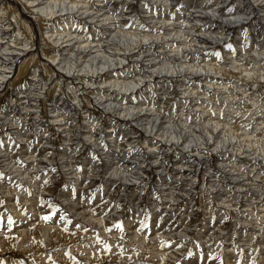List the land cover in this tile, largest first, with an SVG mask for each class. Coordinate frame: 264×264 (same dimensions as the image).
Listing matches in <instances>:
<instances>
[{
	"label": "bare ground",
	"instance_id": "1",
	"mask_svg": "<svg viewBox=\"0 0 264 264\" xmlns=\"http://www.w3.org/2000/svg\"><path fill=\"white\" fill-rule=\"evenodd\" d=\"M84 1H87L89 4H86ZM172 1L173 0H94L90 3V0H0V115L3 117L8 112L13 111H16L18 114V117L16 116L18 121H16V118L14 119L13 117L12 118L15 121L13 120L12 123L9 122L8 119H5L9 122V125H6L7 127H5V130H0V142L5 139L4 135L6 136V133H9V131H13V133L15 132L16 136L18 135L17 144L22 145V152H20L22 153L21 157L24 158V163L26 164V168L17 165L15 163L16 161L12 160L14 158L12 155V148H14V146H11L10 143H6V141H2L0 143V167L3 169V174L12 176L13 180H24L26 183L31 185V181L28 180L29 178L27 176L29 173L27 174V172L29 171L28 169H34L39 164L38 157L40 156L39 155L37 158H35L36 155L32 156V153H34L33 148L35 147L39 151V148L44 150V148L47 149L45 146H51L50 149H55L54 151H51L53 152V155H49V158L46 157V160H43V158L42 162L47 164H56L57 162L61 165L59 169H61L60 172L65 181L74 180L77 185H80L79 179L69 177L72 171L70 170L72 167L69 166L70 159H72L70 158L69 147L71 148L73 143H78L77 145L86 143L87 146V141L95 137L97 140H104L108 142V146L113 147L112 151L105 157L106 162L103 165V174L101 175L105 179V190L109 191L110 185L112 186L114 184L111 182L109 185L106 181L107 177H115V179H117V182L115 183H118L120 180L122 182L123 179L129 180V178H132V176L136 173L133 169V173L129 174H127L128 172L126 170H122L120 163L122 161H127L130 165H136L134 168L135 170H139V167H145L143 172H145L146 175L143 174L141 181L138 184L144 186L145 191L148 190L149 194L152 193V196H155L157 191L161 193L164 199L163 207L168 203V198L165 197V195H168L170 198L172 195H175V199L172 198L174 199L172 201H174L175 204L173 202L171 203L172 205L164 208L167 212H170L172 207L175 208V205L182 206L183 203L187 202H190L189 205H191L194 202V199H196L195 194L201 195V205L203 208L212 210L213 203H216V199L227 201L224 200V198L230 193L232 195V192L227 190L225 187L228 185L233 186L235 191L242 197L238 204L240 210L232 209V205L234 207L232 200H230L227 207L225 206L226 209L228 208L227 210L229 212L235 213L237 216L236 221L245 220V222L250 223L251 220L253 223L260 222L264 224V154L261 155V153H259L260 149L264 150V147L260 148L258 145L259 143H256V140H252L253 138L249 137L250 130L247 131L248 134L247 132L246 134L244 133V136L242 133H239V126L238 129L230 130V128L225 126V124L222 125L217 119H207V114L199 109V96L195 91V89L197 90V84L194 85V83L197 82L199 84L200 82L201 84H199L198 87L203 86L207 90L212 91L215 98L218 96L221 97L220 95L224 97V95L228 94V92H232H230V87L228 88L229 84L226 79L227 74L225 75V72L229 68L235 70V72H242L247 76V79L248 77L250 78V80L245 79V84L250 86L248 88L250 89L249 91L253 90V92H257L258 90L256 89L260 88L259 90L261 93L259 95L255 92L257 97V100H255L256 102L260 101L262 98L264 99V0H220L216 6L207 3L206 8L204 5L201 7L198 4H194L191 9H188L182 16L179 15L174 22L167 12V10H169L167 7L172 6ZM146 4L148 7L155 9V11L157 9L158 12L150 13ZM158 6H161V8ZM140 8H143V11H141ZM164 8L167 10H163ZM138 19L144 20L147 24L149 23L150 26L145 31V34L137 36L134 35L136 34L135 31H131L129 28L126 29L127 27L124 24H129L130 22L133 23ZM210 19H215V22L213 23L214 25H217L216 27L219 25V27L225 29V36L219 37L218 33H220V28L219 32L216 31V33H205L203 31L204 23ZM257 25H261V28L255 27ZM243 26L252 28L251 38L254 41L248 46H245L246 42L240 43V40L237 43L235 42L237 45L232 50L225 53L227 56V60L225 62L217 63L216 58L213 56L210 59H206V57L212 53L211 51L202 57V62L199 64L198 62L196 64L193 58H189L194 55L193 49L195 47L192 48V46H195L196 44L187 41L189 36L192 35L193 38L198 39L200 45L201 43L208 44L206 47L214 48L218 42H227L230 38L233 40L236 30ZM182 31L184 34H188L187 38H184V34L181 35V33H183ZM218 39L219 41H217ZM214 40L217 42H214ZM212 42L214 43L212 44ZM255 43H257L258 46H256ZM205 49L204 51H206ZM247 53L257 55L254 56V59H250V55ZM245 56L249 57V60H245ZM256 59L259 61L255 62L257 61ZM244 61L247 62L243 64ZM251 64L253 67L251 70H248L247 68ZM258 78L262 79L257 85L255 84V80ZM236 79L240 80V78ZM185 80L190 81L192 85L189 84V87H187L186 85L188 83ZM246 80L248 83H246ZM167 84H169V86ZM153 85L158 86L155 91L158 95L166 93V87L163 88V86L166 85L169 88L173 85L174 90L176 89L178 92L176 90L175 91L178 94L183 95L182 98L189 95V97L187 96L186 101L190 103L192 108L194 107V113L196 112L200 118H202V120L205 119V121L196 127L187 126L183 123L172 124L168 117L159 114V112H157L158 110L155 111V109H153L154 106L149 107V105H155L156 103L157 95L155 94L157 93L154 92L155 88L150 92V88ZM197 92L199 93L198 90ZM241 94H243V92ZM231 96L236 97L235 95ZM169 97L171 96H168V98ZM202 98L200 101L204 102ZM244 98L246 99V97ZM211 101H213V99ZM252 101L251 103L255 102ZM225 102H227V100H225ZM229 102H227L228 106ZM216 104H213V108ZM252 105H254V103ZM257 106L260 107V103H257ZM261 107L262 109L259 108V110H250L247 112L248 116H246L249 117L250 122L255 121L254 125H252L253 123L249 125V129L257 126L254 129V131H257L258 125L264 123V103ZM112 111H114V113ZM243 112L245 113V110ZM13 113L11 114L14 115ZM186 113L189 114V112ZM211 115L212 114H210V116ZM183 116H186V114ZM110 120H112V122L113 120L117 122L110 127ZM95 121L97 122L94 125L93 122ZM109 127L110 129L106 131V128ZM231 131L233 133H231ZM262 131L263 130L261 129V135ZM237 134L244 136L243 139H241V146H239L240 143L238 142L239 138ZM16 136L13 135V137ZM47 137L53 138L52 143L48 142ZM200 141L202 142L200 143ZM97 144L98 142H94L92 144L94 147L93 149L100 153V155H104L100 151ZM121 154L122 157H120ZM228 154L231 156L230 158H227ZM233 156L234 158L236 157L237 162L235 161L236 163L231 164ZM36 162H38L37 165ZM181 162L183 163L179 165V167L165 166L166 163L180 164ZM212 162H214V164H212V168L215 169V171L212 170L211 167H208V165ZM186 163L189 164L188 166L192 171L193 169L195 170L193 172L191 171V173L189 172L190 175L184 178L186 180L184 181H188L189 183L185 184L184 182L183 184L182 180L180 183L178 182L182 177L181 176L179 178L178 174ZM173 171L174 175L172 178L174 179L169 181ZM202 174L205 178L204 181H202L203 183L200 184L199 178ZM169 176L170 178H168ZM97 177H99V175H97ZM1 180L2 178L0 179V189L8 187L9 183H11V180L5 183ZM65 181H62L61 184ZM122 185L120 184L117 189L119 196L125 191V187L120 190ZM177 187L180 188L178 189ZM196 188H200L201 192L199 193L196 191ZM7 190L9 191L8 188ZM56 190V193L61 196V193L63 192L58 189V187ZM130 190H132L133 195L137 194V189H135V187H131ZM50 192L53 193L55 191L50 190ZM208 192L210 193L207 194ZM149 194H144L148 196L146 202H150L154 198ZM70 195L72 196V199H70L69 196V198L67 197L68 199H64V204L67 203L69 205L70 211L75 214L76 217L82 216V218H85L86 221H97V224L100 225V221L97 219L98 217L94 218L91 216L92 205H90V207L89 204L83 206L81 203L74 201V195L72 192ZM21 197L24 196L21 195ZM8 201L10 203L9 208H16V203H11L12 201L10 200ZM31 207L32 206L29 208ZM217 208L221 209V207L218 206ZM33 209L34 208H32V210ZM87 210L90 212L89 215ZM151 214L154 217H157V214H160L159 217H161V212L158 208L153 209ZM35 215L36 214L31 216L32 219H24L26 222L24 221L23 224H20V226L23 229H26V226H35L36 223L32 222ZM229 217L231 218V216H228V218ZM247 217H251L252 219L247 220ZM211 218L213 220V216H211ZM128 220L127 222L131 221ZM204 221L205 222L202 224L205 225V230L203 229V233L201 231V233L198 234L200 240L213 233V228L211 227L212 221H210L208 217H205ZM133 223L134 222H130V224ZM250 224L251 225L248 226H240L239 224L236 229H233V227L232 230H237L236 232L239 234L238 235L236 233L239 236L237 243H240L239 241L241 237H247V245L245 248L242 243L243 245H238V249L244 248L246 253L249 252V255H252L253 253L256 254L258 251L257 249H253V252L249 250V242H251L249 240H252L249 239V236L251 237L253 233L259 231L260 225ZM43 227L47 228V226ZM86 227L87 226H84V228ZM132 227L129 225L128 229H132ZM45 228H43V230L48 229ZM60 230L62 229L58 228L55 233L58 235L61 234ZM48 231H50L51 234H54L51 227H49ZM217 231H219L218 228ZM90 232L92 233V231ZM261 234L262 238H264L263 230ZM2 235L6 234L3 232ZM66 237L67 236L64 233L63 238ZM107 237L109 236L107 235ZM168 237L170 238L169 235ZM156 238L157 237H155V239ZM3 239L0 238V259L6 257V255L9 256L11 252L13 254L17 252L16 255L10 254V257L12 258L7 260L12 261L15 264H24L25 260L29 261V259L21 257V253H18V251H21L20 247L17 249L16 247L15 249H13V247H8L5 245L6 243L3 242ZM150 240L152 241V238L149 239V241ZM47 242L48 243L45 242L46 246L40 248L39 250L40 255L37 257V263H39V261L44 263L45 258L41 254L46 252L45 249L48 246H57V244L62 242V239L60 237L52 238V241ZM142 242L141 246L143 244ZM228 244H225V247L228 246ZM20 246H22V244ZM36 247L39 248L41 246L37 244L33 248L36 249ZM233 247H236V245L232 244V248ZM226 249L227 253H235L233 249ZM113 250L112 253L116 255ZM115 250L118 251V248ZM174 251L175 250H173V253ZM260 251L264 254V246H260ZM122 252L123 250H121V253ZM175 252L177 254L178 251ZM166 254L168 255V253ZM170 254L172 253L170 252ZM174 254L170 255L171 258L174 257ZM181 254L182 251L180 253V257ZM120 255L122 254H119V256ZM158 255L160 254L158 253ZM115 257L117 258V255ZM153 258L154 255L150 258L151 263L153 262ZM23 259L24 262H21ZM112 261L113 260L110 262ZM194 262L193 264H200L199 260L196 263ZM241 263L252 264L251 261H247L245 263L241 261Z\"/></svg>",
	"mask_w": 264,
	"mask_h": 264
},
{
	"label": "rangeland",
	"instance_id": "2",
	"mask_svg": "<svg viewBox=\"0 0 264 264\" xmlns=\"http://www.w3.org/2000/svg\"><path fill=\"white\" fill-rule=\"evenodd\" d=\"M93 1L94 0H90V3L93 2ZM84 2L86 4H89L87 1H84ZM219 2H220V0H197V1L196 0H173L171 2L172 6L167 7V9H169V10H167L165 8L163 10H167L168 14L170 15V18L173 19V22H174L179 15L182 16L183 13H186V11L188 9H191V7L194 4H198L201 7L204 5L205 8H206L207 7V3L216 6ZM146 7L149 8L150 13L151 12L152 13H154V12L157 13L158 12L157 9L155 11V9H153L151 7H148L147 4H146ZM158 7L161 8V6H158ZM141 11H143V8L141 9ZM141 20L138 19L137 21H135L133 23L130 22L129 24H124V25L127 27L126 29L129 28V29H131V31H135L136 34H134V35H137V36L140 35V34L143 35V34L146 33L145 31L149 28L150 24L149 23L147 24L144 20H142V21ZM213 22H215V19L214 20L210 19V20L206 21L204 23L203 31L205 33H209V32L216 33V31L219 32V28H220V33H218L219 37L220 36L221 37L225 36L224 35L226 33L225 29L224 28L222 29L221 27H219V25H218V27H216L217 25H214ZM132 25L134 26L135 29L133 28ZM151 26H152V24H151ZM214 27H215V29H214ZM255 27L261 28V25H257ZM258 28H255V29H258ZM138 32H139V34H138ZM251 32H252V28H249L248 26H243L240 29L236 30L233 40H232V38H230L227 42L226 41L221 42V43L218 42L214 46V48L213 47L212 48L206 47L208 44L201 43V45H200L199 40L196 39V38H193L192 35H191V36L188 37L187 41L191 42L193 44H195V43L196 44H195V46L194 45L192 46V48L195 47L194 48L195 50L193 49V54L194 55H192L193 57L190 56L189 58H193L195 60V63L197 64V62H198V64H199V63L202 62V57H204V55H206L208 52L211 51L212 53L209 56H207L206 59H210L213 56V57L216 58L217 63L225 62L227 60V56H226L225 53H227L229 50H232L237 45L236 43L239 40H240V43L246 42L245 46H248L249 44L253 43L254 40L251 38L252 37V33ZM183 34H184V32L181 33V35H183ZM221 34H223V35H221ZM187 36H188V34H184V38H187ZM236 38H237V40H236ZM210 41H213V40H210ZM217 41H219V39ZM217 41L214 40V42H217ZM214 42H212V44ZM255 45L258 46L257 43H255ZM197 47H199V48H197ZM205 48H207V49H205ZM204 49L206 51H204ZM198 53H200V54H198ZM247 54L250 55V59H254L255 58L254 56L257 55V54L254 55L253 53H247ZM245 58H246L245 60H249V57L245 56ZM256 60L257 61H255V62L259 61L258 59H256ZM246 62L247 61H244L243 64H245ZM252 67L253 66L251 64L250 66H248L247 69L251 70ZM225 70H227V69H225ZM228 70H229V72H228ZM228 70L225 72V75L227 74L226 79H227L228 84H229V86H228V84H227V86H228V88L230 87L229 88L230 92L231 91L232 92L231 93L228 92V94H225L224 97L222 95H220L221 97L218 96V97L215 98V96L213 95L212 91L207 90L203 86H202L203 88L202 87H198L199 84H201L200 82H199V84L197 82L194 83V85L197 84L196 88L199 91V93H198L197 90L195 89L196 93L199 96V98H198L199 99L198 102L200 104V108L199 109H201L203 112H205L207 114V119H209V118L213 119V120L217 119L222 125L225 124V126L230 128V130L238 129L240 127L241 130H240V128L238 129L239 133H242V135H244V136H245L246 132L250 130L249 131V133H250L249 137H252L253 138L252 140H256L257 141L256 143H259L258 145H259L260 148L264 147V142H263L264 141V134H263L264 133L263 132L264 131V129H263L264 128V123L258 125L257 131H254V129L257 126H255L254 128L249 129L250 128L249 125H251L252 123H253L252 125H254L255 121L250 122L249 117H247L248 116V114H247L248 111H250V110L251 111L252 110H259V108L262 109L261 106L264 103V99L262 98L258 102L255 101V100H257V97L255 95L256 91H254V92H253V90L249 91L250 89H248V88L250 86L245 84V79H247V76L245 74H243L240 71L239 72H237V71L235 72V70L229 69V68H228ZM231 72H232V74H231ZM241 75H243V76H241ZM238 76H241V77H238ZM242 77H244V78H242ZM236 78H240V80L236 79ZM261 79L262 78L256 79L255 80V84L258 85L260 83ZM247 80H250V78L248 77ZM185 81H187V80H185ZM229 81H231V82H229ZM233 81H234V83H233ZM187 83H186L187 87H189V84L192 85V83L190 81H187ZM246 83H248V81ZM167 85L169 86V84H167ZM167 85L163 86V88L166 87V93L162 94V95H158V93L155 92L156 88L158 86L153 85L150 88V92L153 91V89L155 88L154 92L157 93V94H155V95H157V97H156L155 105L151 104V105H149V107L150 106L151 107L154 106L153 109H155V111L158 110L157 112H159V114H161L162 116L168 117L169 120H171L170 122L172 124H177V123H181L182 124L183 123L184 125L192 126V127H196L198 125H201L202 122L205 121V119L202 120V118H200V116L196 112L194 113V109H193L194 107L192 108L190 106V103L188 101H186L187 100V96L189 97V95H187L186 97L184 96L182 98L183 95L178 94L177 93L178 91L176 89L175 90L177 92L174 90L173 85H171L170 88ZM231 86H232V88H231ZM259 89L260 88L256 89V90L259 91V92L258 91L256 92L257 95H259L261 93V91ZM202 91H204L205 93L202 92ZM242 92H243V94H241ZM172 94H173V96H172ZM229 94L235 95L236 97L231 96ZM141 96H143V95H141ZM168 96H171V97L168 98ZM178 96H179V98H178ZM202 96H203V98H202ZM206 96H207V98H206ZM225 96H227V97H225ZM237 96H239V97H237ZM211 97H212L213 101H211L212 100ZM244 97H246V99ZM162 98H165V99H162ZM201 98L203 99L204 102L200 101ZM220 98H221V100H220ZM223 98H225V99H223ZM228 98H230V99H228ZM234 98H235V100H234ZM247 98H249V99H247ZM225 100H227V102H229L230 100L231 101L233 100V101L232 102L230 101L229 102V106H228V103L225 102ZM252 100L255 101V102H253ZM124 101H126V100H124ZM161 101H162V103H161ZM251 101L254 103V105H252L253 103H251ZM169 103H170V105H169ZM214 103L215 104L217 103L216 104L217 106L214 105L215 107L213 108V104ZM257 103H260V107L257 106ZM180 105H181V107H180ZM201 105H203V106H201ZM247 105H250V106H247ZM242 106H244V107H242ZM248 107H250V108H248ZM178 109H180V110H178ZM181 109H182L183 112L181 111ZM208 110H210V111H208ZM244 110H245L246 114L243 112ZM212 111H213V113H212ZM13 112H8L6 115H4L5 117L4 116L1 117L2 115H0V123H1L0 124V126H1L0 130L1 129L5 130L6 129L5 127H7L6 125H9V122L12 123L13 120L16 118V116L18 114L16 113V111H13ZM112 112L114 113V111H112ZM186 112H189V114L186 113ZM11 113H13L15 116L12 115ZM185 114H186V116H183ZM210 114H212V115L210 116ZM235 116H237V117L239 116V117L237 118ZM185 117H186V119H185ZM211 117H213V118H211ZM5 119H8L9 122L7 120H5ZM17 119L18 118H16V121H18ZM189 120L192 121V122H190ZM114 121L115 120H113V122H112V120H110V127H111V125H113L114 123L117 122V121H115V122ZM96 122L97 121L93 122L94 125L96 124ZM174 122H176V123H174ZM233 124L236 127H234ZM110 127L106 128V131H108L110 129ZM258 129H260V130H258ZM261 129L263 130L262 131V135H261ZM9 133H10V135H9ZM9 133H6V136L4 135L5 139L2 140V141H6V143H10L11 146H14V148H12L13 150L10 149V150L13 151L12 155L14 156V158L12 160L16 161L15 163L17 165H19L20 167L26 168V164L24 163V158L21 157L22 153H20V152H22V149H21L22 145L17 144L18 135L16 136L15 132L13 133V131H9ZM195 133H197V132H195ZM231 133H233V132L231 131ZM247 134H248V132H247ZM13 135L16 136V137H13ZM237 135H238V138H239L238 142L240 143V144L239 143L238 144H239V146H241L242 145L241 139H243L244 136H242L241 134H237ZM49 138L47 137L48 142L52 143L53 138H50V141H49ZM102 138H104V137H102ZM106 138H108V137H106ZM10 140H12V141H10ZM258 140H259V142H258ZM94 142H98L97 146L100 148V151L104 155H100V153L96 152L95 149H93L94 147L92 146V144ZM201 142L202 141H200V143ZM187 143H189V142H187ZM46 144H48V143H46ZM73 144H72L71 148L69 147L70 158H72V159H70V165L69 166L72 167V168H70V170H72V171H71V175L70 176L68 175V176L70 178H74L75 177V178L79 179L80 180V182H79L80 185H77L76 182H74V180L65 181V179L61 175V172H60L61 169H59L61 167V165H59L57 162H56V164H51V163L47 164L45 162H42L43 160L47 159L46 157L49 158L50 156L53 155L52 154L53 152H51V151H54L55 149L51 148L52 149L51 150L50 149L51 146H45L47 149H45V148H44V150L42 149L44 151V153L41 150V148H39L40 153H39L37 148H35V147L33 148L34 153H32V156L36 155L35 158H37L39 155L40 156L38 157L39 164H38V162H36V165L38 164L36 166L37 169H36V167L34 169L33 168L28 169L27 168L29 170L27 172V174L29 173V175H27V176L29 178L28 180L31 181V185L26 183V181H24V180H19V179L18 180H16V179L13 180L12 176H10L8 174H3L4 173L3 169L0 167V171L2 169V171L0 172V179L2 178L1 181L5 183V182L11 180V183H9L8 187H3V188L0 189V230L2 231V232L0 231V236H1L0 238H2V239L4 238L3 242L6 243L5 245L8 246V247H13V249H15V247H16V249L18 247H20L21 251H18V253H21L22 254L21 257H23L24 259H29V261L25 260V262H24V259H23L21 262H24V264H27V263L28 264H99V263L100 264H107V263H109V264H116V263L117 264H129V263L130 264H193L194 261H195L194 263H196L198 260H199L200 264H235V263L236 264H242L241 261H243V263H245L247 261H251L252 264H254V263L255 264H264V254L260 251V246H264V238H262V234H261L262 230L264 232V224H262L260 222L259 223L258 222L257 223L254 222L253 223L250 220L252 218L251 217L250 218L247 217V220H250V223L259 224L260 225L259 231L256 232L257 234L253 233V235H251V237L249 236V239H252V240H249V241H251V242H249V244H250V249L249 250H251L253 252V249H257L258 252L256 254L253 253L252 254L253 256H252V255H249V252H247L248 253L247 254L244 251V248L247 245V237L246 238L241 237V239L239 241L240 243H237L239 234L236 232L237 230H234L235 231L234 232L232 230V228L234 227L233 229H236L239 224H240V226H243V225L244 226H248V225H251V224L248 223V222H245V220H240L241 222L244 221L243 223H241L239 220L236 221V219H237L236 217L237 216L235 215V213L229 212L227 210L228 208L226 209L227 205H229L230 200H232V204H234V207L232 205V209L240 210L238 204L240 202V199H242V197H241V195H239L235 191V188L233 186H228V185L225 186L227 190H230L232 192V195L230 193L228 196H226L224 198V200H227V201H223L222 199H216L215 200L216 203H213V209L215 208L214 210L213 209L209 210V209L203 208L202 205H201V203H202L201 202V195L200 194L199 195L195 194V198L196 199H194V202L191 205H189L190 202L183 203L182 206L175 205V208H173V207L171 208L173 211L171 210L170 212H167L166 209H164V208L166 206L172 205L171 203L174 202L172 200L175 199V195H172L171 198L168 197V195H165V197L168 198V200H167L168 203H167V205H165L163 207L164 199H163V196H162L161 193H159L157 191L156 192L157 194L155 196H152V193L149 194L148 190L145 191V187L138 184L141 181V177L143 176V174H145V172H143L145 167L144 168L143 167H139L138 168L139 170H135L134 169L135 166H136L135 164H134V166L131 164L132 165L131 166L127 161H122L120 163V166H121L122 170H126L128 172V173L126 172L127 174L133 173V170L136 171V173L132 176V178H129V180L126 179L127 180L126 181V180L123 179L122 182L120 180V182H118V183H115V182H117V179H115V177H107L106 181L108 182L109 185L111 184V182L114 183L112 186L110 185V189L108 191V190H105L106 189V186H105V183H104L105 179L101 175L103 174V165L106 162V160H105L106 158L105 157H106V155H108L112 151L113 147L108 146V144H109L108 142H106L104 140H97V138H95V137L92 138L91 140L87 141V146H86V143L85 144L82 143V144H79V145H77L78 143L77 144L73 143ZM247 144H249V143H247ZM4 147H2V148H4ZM236 148H238V147H236ZM45 150H47V151H45ZM259 153H261V155H263L264 154V150L260 149ZM235 154H236V152H235ZM120 157H122V154L120 155ZM230 157L231 156L228 154L227 158H230ZM15 158H17V159H15ZM19 159H21V160H19ZM89 160H91V161H89ZM77 161H78V163H77ZM235 161L237 162V159H236V157L234 158V156H233L232 159H231V164L236 163ZM182 163L183 162H181L180 164H169V163H166L165 166L166 167H169V166L170 167H179V165H181ZM163 164H164V162H163ZM212 164H214V162L210 163V165H208V167L212 168L213 167ZM39 165H41V166H39ZM188 165L189 164L186 163L184 165L183 169L181 168L182 170H180V173L178 174V176H179V178L182 176L183 179L181 177L179 179V181H178L179 183L182 180L183 184H184V182L186 181L184 178L188 177L190 175L192 170H191V168ZM128 166H129V168H128ZM35 170H37V171H35ZM194 170L195 169H193V171ZM212 170L215 171V169H213V168H212ZM2 174H3V176H2ZM54 174H56V175H54ZM85 175H86V177H85ZM97 175H99V177H101V178L97 177ZM173 175H174V171L171 174V179H169V181L174 179V178H172ZM167 176H168V174H167ZM50 178H52V179H50ZM59 178H60V180H59ZM168 178H170V176ZM204 178H205V176L202 174L201 177L199 178V183L200 184L203 183L202 181H204ZM33 179H34V181H33ZM62 181H65V182L63 184H61ZM15 182H16L17 185L15 184ZM59 182H60V184H59ZM188 183H189L188 181L185 182V184H188ZM20 184H22V185H20ZM120 184L121 185L123 184L120 187V190L123 187H125L124 188L125 191L123 192L122 195L120 194V196H119V194L117 192V189L120 186ZM23 185H25V186H23ZM42 185H44V186H42ZM48 185L51 186V187H49ZM75 185H76V188H75ZM29 186L32 187L33 189L30 188ZM40 186H42V187H40ZM25 187H27V188H25ZM57 187H58V189H60L63 192V193H61V196H60V194L56 193V191H57L56 188ZM131 187L132 188L135 187V189H137V192H136L137 194L136 195H133V193H132L133 189L130 190ZM230 187H231V189H230ZM7 188L9 189V191L7 190ZM49 188H52V189H49ZM177 188L179 189L180 187H177ZM177 188H176V190H177ZM36 189H38V190H36ZM50 190L55 191V192L52 193V192H50ZM69 190H70V192H69ZM144 191H145V193L149 194L151 197H154L150 202L149 201L146 202L147 199H148V196L144 195L145 193L143 194ZM196 191H198L200 193L201 189L200 188L199 189L196 188ZM71 192L74 195V198H73L74 201H77V202L81 203L83 206H86L87 204H89V207H90V205H92V207H91V214L92 215L91 216H93L94 218L98 217L97 219H98V221H100V225L97 224V221H93V220L86 221V219L82 218V216L81 217L80 216L76 217V215L73 214L70 211L69 205L67 203L66 204H64V203H65V200L68 199L69 197H70V199H72L71 198L72 196L70 195ZM41 193H43V194H41ZM209 193L210 192H208L207 194H209ZM166 194H167V192H166ZM9 195H11V196H9ZM21 195H23L24 197H21ZM234 197H236L237 200ZM172 198H174V199H172ZM197 199H198V201H197ZM8 200L12 201L11 203H13V202L16 203V208H14L15 210L9 208V204L10 203H9ZM37 200H38L40 205L38 204ZM199 200H200V202H199ZM84 202H86V203H84ZM217 203H219V204H217ZM31 204H34V205H31ZM174 204H175V202H174ZM30 206H32V207L29 208ZM176 206L178 207V209H177ZM217 206L221 207V209H218ZM222 206H223V208H222ZM32 208H34V209L32 210ZM156 208H158V210L161 212V217H159L160 214H157L158 215L157 217L152 216L151 213H152L153 209H156ZM200 209H202L203 212ZM223 209H225V210H223ZM198 210H200V211H198ZM21 211H22V213H21ZM87 211H88V215H89L90 212H89V210H87ZM19 212H20L21 215L19 214ZM34 212H36V213H34ZM218 212L219 213L221 212V213L219 214ZM255 213L258 214L257 212H255ZM34 214H36V215L33 217V221L32 222L36 223V225L35 226H26L28 229L26 227H25L26 229H23L20 226V224H23L24 221L26 222V220H24V219H26V218L29 219ZM188 214L189 215L191 214V215L189 216ZM211 216H213V220H212ZM228 216H231V218L230 217L228 218ZM205 217H208L209 220L212 221L211 227L213 228V233L211 235L209 234V235L205 236L204 239L200 240L198 234L201 233V231L203 233V231L205 230L204 229L205 225L202 224L203 222H205L204 221ZM127 220L128 221L131 220L130 222H134V223L130 224V222H127ZM194 222H195V225H194ZM238 222H239V224H238ZM245 223H247V224H245ZM43 224H45V225H43ZM192 224H193V226H192ZM42 225L43 226H47L48 229L43 227ZM129 225H131V227L133 226L132 229H128ZM206 225L208 226L207 223H206ZM37 226H39V227H37ZM84 226H87V227L84 228ZM49 227L52 228L54 234H51V232L48 231ZM43 228H45L47 230H43ZM58 228L62 229V230H60L61 234H59V235L55 233V231ZM217 228L219 229V231L221 233L219 231H217ZM191 229H193V230H191ZM9 231H11L12 233L9 232ZM90 231H92V233ZM140 231H141V234H140ZM3 232L6 235H2ZM223 232H225V233H223ZM64 233L67 236L66 238H63V234ZM231 234H232V236H231ZM107 235L109 237H107ZM168 235L170 236V238L168 237ZM195 235H196V237H195ZM256 235H258V236H256ZM253 236H254L255 239L253 238ZM58 237H60L62 239V242L57 244V246H51V245L48 246L45 249L46 252L41 254L45 258V262L46 263L45 262L42 263L40 261H39V263H37V257H39V255H40L39 254L40 248L46 246L45 242L48 243L47 241L50 242V241H52V238H58ZM128 237H131V238H128ZM150 237L152 238V241L151 240L149 241V239H151ZM155 237H157V238L155 239ZM221 237H223V238H221ZM235 237H237V238H235ZM112 238L114 239V241H113ZM224 238H225V240H224ZM142 239H143V242H142ZM147 239H148V241H147ZM256 239H258V240H256ZM223 240H224V242H223ZM241 240H242V242H241ZM140 241L143 243L142 246H141V242ZM42 242H44V243H42ZM68 242H71V243H68ZM21 244H22V246H20ZM37 244H39L41 247H39V248L36 247V249L33 248ZM225 244H228V246L225 247ZM232 244H235L236 247L232 248ZM238 245H243L244 248L238 249ZM258 245H260V246H258ZM114 246H116V247L118 246L117 247L118 251L115 250L117 248L114 247ZM119 247L126 254L123 253V252L121 253V250L119 249ZM157 247H158V249H157ZM226 248L233 249L235 251V253H233L234 255L232 253H227V249ZM193 249H195V250H193ZM107 250H109V251H107ZM112 250H113V252L115 251L114 253H116L117 258L115 257L116 255L112 253ZM170 250H172V251H170ZM173 250L178 251L177 254L174 251V253L176 255L173 253ZM239 250H241V251H239ZM141 251H143V252H141ZM181 251H182V254H181V257H180ZM131 252H132V254H131ZM165 252L168 253V255ZM170 252L172 254H174L173 258H171L170 255H172V254H170ZM158 253L160 255H158ZM10 254H13V253L11 252ZM10 254H9V256L6 255V257L1 258L0 259V264H2V263L3 264H15L14 262L7 260L9 258H12V257H10ZM16 254H17V252H15V254H13V255H16ZM119 254H122V255L119 256ZM152 255H154V258H153V262L151 263L150 262V258H151ZM230 255H231V257H230ZM241 255H242V257H241ZM260 256H263V257H260ZM125 258H126V260H125ZM110 259L113 260V261L110 262L111 261ZM255 259H257V260H255ZM104 260H106V261L110 260V261L106 262ZM235 261H237L238 263L235 262Z\"/></svg>",
	"mask_w": 264,
	"mask_h": 264
}]
</instances>
